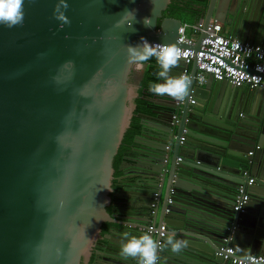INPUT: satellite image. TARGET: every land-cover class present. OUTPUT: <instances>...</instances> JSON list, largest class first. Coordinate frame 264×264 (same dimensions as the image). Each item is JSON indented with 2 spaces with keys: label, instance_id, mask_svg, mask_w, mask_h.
Masks as SVG:
<instances>
[{
  "label": "water",
  "instance_id": "95a60500",
  "mask_svg": "<svg viewBox=\"0 0 264 264\" xmlns=\"http://www.w3.org/2000/svg\"><path fill=\"white\" fill-rule=\"evenodd\" d=\"M169 1L67 0L64 24L57 0H24L23 22L0 25V264H85L103 224L92 264H137L119 247L145 231L156 264H232L217 254L227 236L238 254L264 255V87L197 84L193 61L184 97L152 93L113 167L136 109L127 46H188L181 21L164 16ZM207 1L204 29L216 20L264 44V0ZM241 186L249 199L236 213ZM170 231L187 240L178 252L164 243Z\"/></svg>",
  "mask_w": 264,
  "mask_h": 264
},
{
  "label": "built area",
  "instance_id": "2783aa9c",
  "mask_svg": "<svg viewBox=\"0 0 264 264\" xmlns=\"http://www.w3.org/2000/svg\"><path fill=\"white\" fill-rule=\"evenodd\" d=\"M188 30L193 37L186 34ZM202 32L204 36L199 42L198 49L195 50L191 47L198 41L195 39V33ZM177 34V41L188 45H175L180 51L179 59L185 63L180 75L189 77L192 70L190 65L194 61L196 69L193 78L197 84H203L206 77L212 75L214 79H226L233 85L246 84L250 88L264 87V46L231 38L224 32L219 22H209L205 29L201 21L182 23L178 27ZM253 182L254 178H249L246 183L253 184ZM158 194V192L154 193L155 198ZM248 199L246 186H241L234 199L233 208L236 213L244 211ZM159 235H163V226L160 228ZM217 254L232 264H264L262 254H238L230 236L224 239V245L218 249Z\"/></svg>",
  "mask_w": 264,
  "mask_h": 264
},
{
  "label": "clouds",
  "instance_id": "9594fccd",
  "mask_svg": "<svg viewBox=\"0 0 264 264\" xmlns=\"http://www.w3.org/2000/svg\"><path fill=\"white\" fill-rule=\"evenodd\" d=\"M24 0H0V25L12 27L23 22ZM67 0H57L53 7L54 18L61 23H68V17L64 9H67ZM134 19V10H125L122 20H128L130 25ZM144 25L151 26L147 18H144ZM128 59L130 62H144L155 58L159 65L158 77L160 82L150 83L148 91L158 96L168 95L174 99H182L189 86L187 75L172 76L170 68L178 63L180 51L175 45L150 43L143 37L137 45H128ZM176 233L170 231L164 241L172 252H178L187 244L186 239L174 238ZM123 242L119 247V256L127 259L135 258L137 264H156L158 242L155 241L149 232L145 231L139 235L124 234Z\"/></svg>",
  "mask_w": 264,
  "mask_h": 264
},
{
  "label": "crops",
  "instance_id": "0c3cea01",
  "mask_svg": "<svg viewBox=\"0 0 264 264\" xmlns=\"http://www.w3.org/2000/svg\"><path fill=\"white\" fill-rule=\"evenodd\" d=\"M207 2H208L207 0H170L168 5L166 6V9H165L166 13L164 16L169 17L174 21L180 20L181 24L182 23H196L200 21L203 22ZM212 22H219V21L212 20ZM219 23L222 25L224 32L228 33V26L223 24L222 22H219ZM186 34L188 36L193 37V34L189 30L187 31ZM198 37H199V34L195 33V39H198ZM258 45L264 46V44H258ZM190 67L192 68V64L190 65ZM145 69H146V64L144 62L132 64L130 73L131 75L134 74L133 78L135 79V82H134L135 85L133 86V88L135 89L136 92H138V88L140 87L141 79L143 77ZM218 89L214 93L215 98H217L218 100L221 98H226L225 94H223L222 91ZM134 102H135V98H134ZM131 148H132V144L131 142H129L126 146L125 151ZM130 165L131 163L129 162L125 164L126 167H129ZM249 178H254V177L250 176ZM115 225L118 227L121 226L118 223ZM117 235L119 234L117 233ZM99 244H100V247H103L104 245L101 239H100Z\"/></svg>",
  "mask_w": 264,
  "mask_h": 264
},
{
  "label": "trees",
  "instance_id": "16d2710c",
  "mask_svg": "<svg viewBox=\"0 0 264 264\" xmlns=\"http://www.w3.org/2000/svg\"><path fill=\"white\" fill-rule=\"evenodd\" d=\"M146 64V69L141 79L140 87L138 88L137 97L135 98L136 109L133 112V115L130 120V126L124 133L121 144L117 150L116 155L113 158V167L116 168L119 164L123 153L126 150V146L129 142H131L132 135L134 133V129L137 127V122L139 116L137 115L139 111L146 104H148V98L152 96V93L148 91V86L150 83H154L157 81V72L159 71V65L156 63L155 58H152L148 61H144ZM105 225V224H104ZM92 263L90 260L89 264Z\"/></svg>",
  "mask_w": 264,
  "mask_h": 264
},
{
  "label": "flooded vegetation",
  "instance_id": "af4514ba",
  "mask_svg": "<svg viewBox=\"0 0 264 264\" xmlns=\"http://www.w3.org/2000/svg\"><path fill=\"white\" fill-rule=\"evenodd\" d=\"M118 166V165H117ZM115 174V173H114ZM116 175V174H115ZM113 183H114V180H113ZM107 209H109V206H107ZM104 224L101 226V230H100V232H99V234H98V237H97V239L94 241V243H93V245H92V247H91V257H90V259H89V261L87 262V263H85V264H89V262H90V260H92L93 259V257H94V252L95 251H97V249L98 248H100V239H101V236H102V234H103V229H104ZM92 264V263H91Z\"/></svg>",
  "mask_w": 264,
  "mask_h": 264
},
{
  "label": "rangeland",
  "instance_id": "374dc122",
  "mask_svg": "<svg viewBox=\"0 0 264 264\" xmlns=\"http://www.w3.org/2000/svg\"><path fill=\"white\" fill-rule=\"evenodd\" d=\"M133 75H131V73L128 75L127 80H128V85L129 86H134L135 85V83H134L135 82V79L133 78Z\"/></svg>",
  "mask_w": 264,
  "mask_h": 264
}]
</instances>
